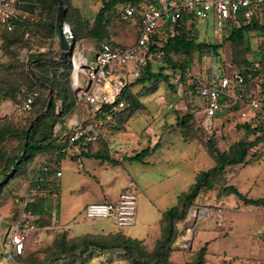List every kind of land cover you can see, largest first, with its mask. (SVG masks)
<instances>
[{
	"label": "rangeland",
	"instance_id": "1",
	"mask_svg": "<svg viewBox=\"0 0 264 264\" xmlns=\"http://www.w3.org/2000/svg\"><path fill=\"white\" fill-rule=\"evenodd\" d=\"M64 1L63 7L68 9L67 22L75 26L78 37H85L86 33L83 28L86 27L85 23L90 26L102 3L108 0H91L94 5L93 12L84 11L89 9L86 8L89 0H86V4L82 8L83 15L79 10H77L78 13H75L76 10L74 11L70 6V0ZM31 2L37 13V22L44 16L43 11L46 12V21L54 20L57 17L54 8L49 11L44 9V2L39 0H31ZM120 11L118 9L115 14L110 15L107 20V31L115 43L128 47L137 39L138 26L134 20H122ZM43 23H37L38 26L31 27L27 31L13 33L12 36L4 34L0 30V92L9 93L12 86L18 90L23 89L30 73H41L45 69L30 71L28 66L21 62V58L28 57L29 54L43 53L46 59L53 61V57L59 53L56 37L48 36L45 29L47 24ZM193 28L195 43L217 45L222 41L216 36V29L210 17L209 21H198ZM78 41L82 48L83 45H91L94 49L96 48V42L93 40ZM259 42L264 47V38ZM93 48L91 51L83 48L91 67L95 65ZM218 52L220 60H224V63L229 62L228 56L231 54L229 45H223ZM193 54L187 57L191 63V71L195 72L199 68L208 69L211 66L210 58L207 56L200 58ZM247 54H251V52L248 51ZM169 56L174 60L182 59L179 56H173V54ZM253 56L256 57L255 54ZM215 58L217 64L222 67L224 63H219L218 57ZM163 67L165 68L160 64L152 65V71L158 73ZM162 70V75H167L168 82L157 79L150 83L133 85L134 81L129 76L126 87L128 88L126 97L129 104L119 111L111 127L107 130L103 129L108 132L120 133L123 139L132 143L130 144L132 149L143 150L149 146L152 149L155 146L156 150L161 145V150L153 155L154 159L166 160L171 156L173 160L172 164L162 163V167L158 168L160 173H163L164 181L160 185H156L148 195L138 187V183L146 185V183L155 182V180L146 177V172H142L136 177V167L138 166L136 164H130L131 166L123 164V166L117 167V164L112 162L115 161L113 159L95 157H82V163H78L69 158L71 156L66 155L59 163L63 177L56 181L58 198L51 200L53 210L56 213L59 211L56 218L57 225H62L65 231L45 229L43 233L40 231L31 233L26 241L25 257L27 260L24 258L23 261L26 260L31 264H114V261H118L119 264H130L125 254L119 250L103 251L90 247L87 252L80 253L82 251L80 243L83 241V237L100 240L102 238L95 235L107 233L112 229L108 220L96 221L94 224L85 221L83 219L84 206L90 203L104 202L103 191L105 194H109L110 192H120L125 188L136 189L138 192L137 211L140 220L134 228L122 230H114V228L110 233L134 239L152 235L157 231L156 224L159 219L155 217L158 215L156 209L167 210L175 206L177 204L175 192H187L189 186L195 182L198 171H206L213 167L214 160L204 147V143L208 139L212 140L220 151L226 150L231 144L241 139L249 141L248 135L243 130H237L236 125L228 124L227 119L220 121L221 112L217 113L215 117V124L220 126L212 134H207L202 128L200 116L203 119V111L198 115L200 122L199 120L193 122L181 132L177 126V120L187 115L192 108L200 107V100L182 84L174 85L172 83L171 67ZM226 75L231 76V71L227 70ZM49 94V99H51V90L47 86L42 87L39 103L41 100H44L45 103ZM3 100L8 102L9 98L6 97ZM132 101H136L135 106L132 105ZM76 108L71 110L65 108L60 116L53 119V123L63 126L73 115H79L84 120L87 113L86 105L80 104ZM41 109L37 106L34 113L24 114L13 111L6 104L5 108L0 110V126L5 128L3 131L5 137L0 142L2 153L9 157L17 153L21 144L18 134L22 129L28 128L30 122L37 116L36 113L40 115ZM225 111L223 110L224 113H227ZM83 114L85 115L83 116ZM106 131H102L100 142L104 143L103 136ZM180 135L187 139L194 137L196 141L185 143ZM53 140L58 143L54 138ZM169 150L170 152H168ZM102 155L105 154L102 153ZM36 161L35 159L32 164L25 165L28 174L24 178L20 177L17 180L13 177L14 172L10 171L4 180L1 175L3 162L0 159V188L5 191L0 196V209L3 208V214L0 213L2 220L0 223V247L3 246L6 230L16 219L22 203L23 197L17 195L22 179L27 181L30 178L31 174L29 173H32L36 168L34 165ZM234 170L232 168L227 172L229 185L235 186L248 199L256 200L264 197V156L236 172ZM103 171L106 173L105 180L100 179L103 184H99L97 182ZM10 173L13 174L9 177ZM221 188L222 178L213 179L212 187L203 188L188 207L185 218L174 222V243L168 256L170 263L191 264L194 262L197 251L205 248L203 264H264V255L261 254L264 250V241L261 240V232L264 231V204L262 206L246 205L233 196L223 195ZM172 190L174 191L172 192ZM218 209L221 212L214 214V217L209 220L199 215L200 211H216ZM191 213L194 214V218L190 217L191 219H189ZM142 216L146 218L141 219ZM219 221H221L220 225ZM63 235L66 240L76 238V243H78V247L69 257L58 252L59 241ZM182 243H190L191 247ZM153 245L154 239L153 236H150L146 239V246H142V249L150 252ZM136 258H140V256H136Z\"/></svg>",
	"mask_w": 264,
	"mask_h": 264
},
{
	"label": "built area",
	"instance_id": "2",
	"mask_svg": "<svg viewBox=\"0 0 264 264\" xmlns=\"http://www.w3.org/2000/svg\"><path fill=\"white\" fill-rule=\"evenodd\" d=\"M29 6L28 2L21 0H0V30L11 32L17 21H35L36 13L25 10ZM120 13L122 20L135 21L138 37L135 43L125 48L101 43L96 50L91 45H83L84 49L91 51L93 48L95 52L93 67L89 65V58L75 39L69 24L64 21L61 24V34L67 46L66 60L70 65L69 83L75 95L74 108L85 104L87 113L83 121L73 122L70 130L64 131L62 125L54 124L52 132L58 144L62 145L60 153L71 157L88 153L89 148L98 143L105 124L114 120L112 112L119 113L128 106V103L119 100L128 86V77L135 81L148 65L164 66L163 51L152 48L151 38L155 32L163 29L159 34L164 41L173 36L175 29L182 26L189 29L191 24L195 25L198 21H209V17L220 41L237 29L250 25L257 27L243 33L247 52H251L245 54V59L253 67L252 75L248 76L249 82L238 70L232 69L230 62L220 67L215 56L210 54L207 57L212 64L208 69L199 68L195 72L186 70L183 75L179 71L174 72L172 83L182 84L200 100L202 128L207 134H212L220 126L215 124V117L223 110L227 111L223 116L228 124L238 125L251 120L256 124L263 122L264 47L259 40L264 38V0H126ZM227 70L231 71L229 77ZM38 96V91H31L15 102L0 100V110L8 104L13 111L28 114ZM108 107L111 110L106 111ZM236 109L237 112H234ZM57 111H60V104ZM43 163L42 159L36 170L42 169ZM60 176V171H57L55 178ZM49 189L52 190L51 200H56L57 192L53 187ZM31 193L34 194L35 190ZM30 202L32 199L25 193L16 219L6 230V238L0 249V264H17L15 259L24 255L29 235L39 230L36 223L38 218L27 209ZM137 205L136 189L125 188L113 201L87 204L83 209V219L90 223L108 220L115 230L132 228L136 224ZM220 212V209L204 210L199 215L209 220ZM56 218L57 213L53 210L49 229L58 227ZM261 240L264 241V231L261 232ZM182 244L189 247V243ZM261 254L264 255V250Z\"/></svg>",
	"mask_w": 264,
	"mask_h": 264
},
{
	"label": "trees",
	"instance_id": "3",
	"mask_svg": "<svg viewBox=\"0 0 264 264\" xmlns=\"http://www.w3.org/2000/svg\"><path fill=\"white\" fill-rule=\"evenodd\" d=\"M21 1L28 2L30 6L25 10L29 11L31 14H34L35 8L31 0ZM39 1L44 2V9L48 11L54 8L56 15L57 6L60 4L63 12V21L69 24L67 22L68 9L63 7L65 4L64 0ZM125 3L126 0H108L103 2L102 6L94 17L93 23H91L90 26L85 23L86 27H83L87 37H78L76 34V29L74 28L75 26L69 24L74 33L75 39L93 40V42H96V50L101 43H107L112 47L125 48L116 44L110 38L107 31V20L109 19L110 15L115 14L118 9L121 10V7H123ZM73 10L75 11L76 9ZM43 12L44 16L41 17L40 21L38 22L37 20L17 21L15 28L11 32H2L6 35L12 36L13 33H17L18 31L23 32V30L27 31L28 29H31V27L38 26L39 24L37 23L44 22L43 24H47L45 29L48 36L52 38L56 37V42L58 45L55 27L56 17L54 20L46 21V12ZM78 12L79 11L76 10L75 13ZM80 21L83 22L82 20ZM193 27L194 24H191L189 29H187L185 26L179 27L175 29L173 36L168 37L164 41L161 40V36L159 34L164 30L159 29L157 32H155V35H153L151 38L152 48H159L163 51V61L165 68H160L158 73H153L152 66L148 65L145 69V72L139 79L133 82V85L145 84L146 82L150 83L157 79H160L163 82H168L167 75H162V69H166L168 67H171L172 73L179 71L180 74L183 75L186 70H190L191 63L187 57L192 53H194V56L200 58L213 54L215 57H218V61L220 63H224V60H220V54L218 50L221 49V47L225 44L229 45L231 50L228 60L232 69L238 70L249 82L250 77L248 78V76L252 75L253 67L245 59V54L248 48L246 47L243 33L245 30L257 29L256 26L250 25L244 29H237L228 38L223 39L217 45L195 43V37L193 36L195 31ZM170 54H173V56H179L182 59L174 60L169 56ZM58 55L59 53L56 54V57ZM21 62L27 65L30 71L45 69L41 73H30L31 76L28 75L26 85L23 87V89L18 90L16 87L12 86L9 90V93L3 91L0 92V100L8 97L10 101L15 102L19 97L25 95L26 92L38 91L39 96L33 104L32 111L28 113L31 114L35 112L37 106L42 108L44 105V100H41L39 103L40 89H42V87L47 86L48 89L51 90V99L49 100L47 109L40 115L36 113L35 115L37 116L33 121L30 122L29 126L31 125V127L28 132L27 139L25 140V136L29 126L27 129H22L20 134H18L21 144L17 149V153L9 157L0 151V159H2L3 162L1 175L5 180L8 176V172L13 171V177L15 179L18 180L20 177L24 178L28 174V172H26L25 165L32 164L34 160L38 158L44 160L42 169H35L32 171V173H29L32 176L30 177L26 193L27 197L32 199V202L28 203L27 209L38 218L36 223L39 229H48L51 226V212L53 211L50 197L52 190L50 191L49 188L53 187V189L57 192L55 178L58 168L57 165L62 159L66 157L65 154L60 153L62 145L56 143L53 140V138L56 140L52 132V127L55 124L53 123V119L56 116H60L65 108L68 110L74 108L75 95L70 88V65L66 59L62 62H57L55 60L51 61L46 59V56L43 53H34L29 54L28 57L21 58ZM60 69L62 70L61 72H59ZM127 93L128 88H125L119 100L128 103L129 100L126 97ZM131 103L133 106H135L136 101H132ZM58 104H60V111H57ZM109 109L111 110V107L106 108V111H109ZM112 114L114 119L113 121H115L116 116L119 113L112 112ZM113 121L105 124L104 128L108 129L111 127ZM191 124H193V121L190 114H187L177 120V126L180 128L181 132H183L188 127V125ZM236 129L243 130V132L248 135L249 141L241 139L231 144L226 150L223 151L217 149L213 144V141L210 139L204 143L205 149L214 160V165L206 171H199L196 175L195 182L188 188L187 192L181 194L178 197L177 204L172 208L161 212V218L159 221V236L154 242L152 251L146 252L143 250L142 246H145V244L140 240L127 238L121 234H109V236H98L102 238L100 240H92L89 237H83V241L80 243L82 247V251L80 253L83 254L87 252L90 247H95L103 251L119 250L125 254L126 258H128L130 261V264H172L168 261V256L171 251V246H173L174 243V222L181 221L185 218L188 207L196 199L200 191L203 188H211L213 179L217 177L222 178L221 192L223 195L233 196L236 198V200L242 201L246 205L252 204L255 206H262L264 204V197L256 200L248 199L245 195L241 194L235 186L229 185L226 179V170L228 169L227 171H229L232 168L235 169L237 167L244 168L264 156V119L260 124H256L254 120L238 124L236 125ZM4 130L5 128L0 126V142H2L3 138L5 137V133L3 132ZM182 137L184 140H196L194 137H191V139H187L185 136ZM100 140L101 139H99V141ZM155 148V146L152 149L146 148L132 157H123V160L128 162H141L142 159L146 156H149L155 150ZM23 150H25V154L21 157ZM90 150L91 147L89 148L88 153H81V156L85 158L93 157L89 154ZM112 162L116 164L115 161ZM32 190H35L34 194L31 193ZM4 192L5 191L1 190L0 188V196ZM75 239L72 238L66 240L65 235H63L58 245L59 254L67 257L72 255L78 247V243H76L77 241ZM134 249H137V251H134ZM204 255L205 248H201L197 251L194 262L191 264H203ZM136 256H140V258H136ZM24 258L26 257L23 255L22 257L16 258L15 261L17 264H31L26 261L27 258L23 261Z\"/></svg>",
	"mask_w": 264,
	"mask_h": 264
},
{
	"label": "crops",
	"instance_id": "4",
	"mask_svg": "<svg viewBox=\"0 0 264 264\" xmlns=\"http://www.w3.org/2000/svg\"><path fill=\"white\" fill-rule=\"evenodd\" d=\"M84 4H86V0H70V6L73 9L79 10L80 13H81V15H83L82 8H84ZM87 5L88 6H86V5L85 6H86V8H89V9L88 10H84V11H86V12H93L94 5L91 2V0L87 1ZM87 44H89V42H87ZM192 107H193V105H192ZM201 111H202L201 110V102H200V107H197V109H193L192 108L189 111L188 114H190L192 116V121L193 122H195L197 120H200V119L202 120L201 116H200V119H199V116H198L201 113ZM221 113H222V115H221L220 121L224 120V116H223L224 112L221 111ZM84 115L85 114H83V116ZM81 121H83V119L80 118L79 115H73L71 117L70 121H66V123L62 126V130H64V131L70 130V128H71L70 126H71V124L73 122H81ZM106 130L103 129V132L106 131ZM168 131L170 132V129ZM175 135L178 136V134H175ZM103 138H104V143L102 141L101 142L99 141V143H97L96 145H93L91 147V150H90L89 154L92 155L93 157H98V158H103V159H108V158L113 159V160H115V162L117 164L116 165L117 167L123 166V164H129V166H131L130 164H136V165H138L136 167V177L138 176V174H142V172H144V173L146 172V177H150V179H154L155 180V182L152 181L150 183H146V185H143L141 183H138V187H140V189L142 191H144L145 194L147 193L149 195L150 192H152V190L155 188L156 185H160L161 182L164 181L163 180L164 179L163 173L161 174L158 168H161L162 167V163H164V164H172L173 160H172V157L171 156H169L168 158H166V160L154 159L153 155L161 150V148H160V147H162L161 145H159V147H157V149L154 150L149 156L144 157L141 162H128V161H124L123 160V157H132L135 154L141 152L142 150H140V149H137L136 150V149L130 148V144H132V143H129L128 140L123 139L122 136L120 135V133H115L113 131H110V132L106 131L105 134H104V136H103ZM182 140L185 143L192 142V141H196V140H191V141L184 140L183 137H182ZM147 148H151V147L149 146ZM168 152H170V150ZM102 153H104L105 155H102ZM82 157L83 156H80V157H69V158H72L73 160H75L78 163H82V161H83V158ZM36 160H37L36 161V164L34 163V165L36 167H38L39 164L41 163L42 159L40 158V159H36ZM57 166H58L57 171H60V173H61V176L56 179V181L57 180L59 181L63 177V173H62V171L60 169V164H58ZM156 166H158V167H156ZM238 169H240V168L237 167V168H235L234 171L236 172V170H238ZM227 170H226V179H227V172H228ZM197 173H196V175H197ZM105 174H106L105 171H103L102 172V175L98 179V182L97 183L101 184L102 183L101 180H105ZM31 176L32 175H30V177ZM195 178H196V176H195ZM29 180H30V178L27 181H23V179H22L21 186H20V190L17 193V195H19V197H23L25 195L26 190H27V187H28ZM227 181H228V179H227ZM173 191L174 190H172V192ZM103 193L105 195L104 196V202H107V201H113V200H115L120 192L119 191L118 192H110L109 194L108 193L105 194V191H103ZM183 193L184 192H175L174 195L177 198V202H178V197L181 194H183ZM57 198H58V195H57ZM224 203H225V201H224ZM137 208H138V205H137ZM156 211H157L156 214H158V215H156L155 217L156 218H159L158 219V222L156 224L157 231L154 234L147 235V236H145V237H143L141 239L135 238L137 240L142 241L145 244V246H146V239L148 237L153 236V239H154V242H155L157 240V237L159 236V221H160V218H161V212H163L165 210H163V209H156ZM0 213L3 214V208L0 209ZM58 215H59V211L57 213V216ZM143 218H146V217H143L142 216L141 219H143ZM139 220H140V218H139V214H138V211H137L136 224H137V222ZM1 221L2 220L0 219V223H1ZM98 221H101V220H98ZM94 222H96V221H94ZM94 222H92L91 224H94ZM110 224L112 226V229H110L107 233H101V234H99L97 236H109V234H111L110 232L114 229L113 224L111 222H110ZM136 224H135V226H136ZM134 227H132V228H134ZM55 229H57V230H64V227L62 225H58L57 228L56 227L55 228H52V230H55ZM47 230H51V229L48 228ZM38 231H40V233H43L45 231V229H39ZM131 239H134V238H131ZM0 249H1V247H0ZM26 251H27V247L25 245L24 256H26ZM113 263L114 264H119L118 261H114Z\"/></svg>",
	"mask_w": 264,
	"mask_h": 264
},
{
	"label": "water",
	"instance_id": "5",
	"mask_svg": "<svg viewBox=\"0 0 264 264\" xmlns=\"http://www.w3.org/2000/svg\"><path fill=\"white\" fill-rule=\"evenodd\" d=\"M63 22V12H62V8H61V5L58 4L57 6V17H56V31H57V38H58V48H59V55L57 57H53V60L57 61V62H62L66 59V50H67V46H66V43L62 37V34H61V24ZM49 96L50 94L47 96L46 100H45V103L41 109V112L40 114H42L48 107V103H49ZM30 127L31 125L29 126V128L27 129V133H26V136H25V140L27 139L28 137V132L30 130ZM25 154V150L22 151L21 153V157L24 156ZM13 173H10L9 174V177L12 175ZM8 177V178H9ZM191 247V244L189 243V248Z\"/></svg>",
	"mask_w": 264,
	"mask_h": 264
},
{
	"label": "bare ground",
	"instance_id": "6",
	"mask_svg": "<svg viewBox=\"0 0 264 264\" xmlns=\"http://www.w3.org/2000/svg\"><path fill=\"white\" fill-rule=\"evenodd\" d=\"M200 215H202V213H201ZM190 217H193V218H194V214L191 213L190 216H189V219H191ZM187 223H188V222H187ZM181 228H182V227H181Z\"/></svg>",
	"mask_w": 264,
	"mask_h": 264
}]
</instances>
